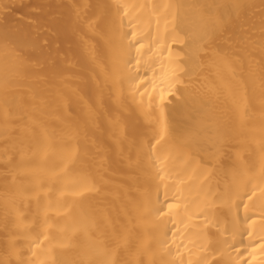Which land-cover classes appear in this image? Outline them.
Listing matches in <instances>:
<instances>
[{
    "label": "bare ground",
    "instance_id": "obj_1",
    "mask_svg": "<svg viewBox=\"0 0 264 264\" xmlns=\"http://www.w3.org/2000/svg\"><path fill=\"white\" fill-rule=\"evenodd\" d=\"M0 264H264V0H0Z\"/></svg>",
    "mask_w": 264,
    "mask_h": 264
}]
</instances>
